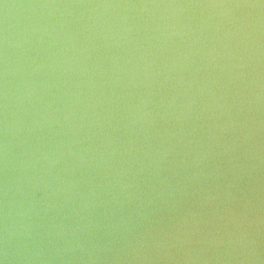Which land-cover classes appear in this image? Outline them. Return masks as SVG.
Returning a JSON list of instances; mask_svg holds the SVG:
<instances>
[{
	"label": "water",
	"instance_id": "obj_1",
	"mask_svg": "<svg viewBox=\"0 0 264 264\" xmlns=\"http://www.w3.org/2000/svg\"><path fill=\"white\" fill-rule=\"evenodd\" d=\"M0 264H264V0H0Z\"/></svg>",
	"mask_w": 264,
	"mask_h": 264
}]
</instances>
